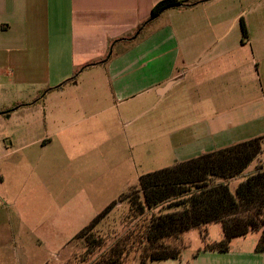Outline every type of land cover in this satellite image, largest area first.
<instances>
[{
  "label": "crops",
  "instance_id": "obj_1",
  "mask_svg": "<svg viewBox=\"0 0 264 264\" xmlns=\"http://www.w3.org/2000/svg\"><path fill=\"white\" fill-rule=\"evenodd\" d=\"M161 1L0 0V152L6 128L13 153L62 149L66 122L96 115L134 120L152 107L174 163L264 137V0H200L122 41ZM113 44L106 63L86 68ZM19 104L25 106L13 109ZM101 129L112 136L111 127ZM259 164L264 143L234 183ZM204 231L209 244L223 238L219 223L193 228L182 236L178 259L149 264H264V251L256 250L262 231L233 239L225 252L203 249Z\"/></svg>",
  "mask_w": 264,
  "mask_h": 264
},
{
  "label": "rangeland",
  "instance_id": "obj_2",
  "mask_svg": "<svg viewBox=\"0 0 264 264\" xmlns=\"http://www.w3.org/2000/svg\"><path fill=\"white\" fill-rule=\"evenodd\" d=\"M154 114L152 107L134 120L117 115L111 120L96 115L77 125L72 120L60 126L67 147H35L19 154L10 148L8 128L3 130L0 264H93L109 244L129 230L142 233L148 216L136 217L128 197L142 175L174 163L168 135L152 123ZM105 126L112 128V136L102 131ZM237 186L233 182L232 191ZM115 202L94 231L105 241L102 248L94 249L87 239L72 242ZM162 206L154 214L169 207ZM135 248L124 264H139Z\"/></svg>",
  "mask_w": 264,
  "mask_h": 264
},
{
  "label": "trees",
  "instance_id": "obj_3",
  "mask_svg": "<svg viewBox=\"0 0 264 264\" xmlns=\"http://www.w3.org/2000/svg\"><path fill=\"white\" fill-rule=\"evenodd\" d=\"M200 2L163 0L155 5L151 16L139 24L136 32H144L168 10L192 8ZM240 23L243 40L246 41L249 35L243 18ZM136 32L122 41H132L130 39ZM107 56L101 62H94L86 68L106 63L110 59H107ZM78 75L76 73L65 83L76 81ZM51 90L53 88L47 89L46 92ZM41 97L42 94L33 103ZM24 106L19 104L13 109ZM263 143L264 137H257L142 175L128 199H131V210L136 217L148 216L144 230L142 233L129 230L109 244L93 264H124L125 257L137 243L135 252L140 258L139 264L178 259L185 249L182 236L193 228L211 223L221 225L223 238L219 242L209 244L204 235L203 249L225 252L230 249L233 239L262 231L256 250L263 252L264 164H259L254 173L246 176L235 191L231 189V184L262 154ZM164 203L172 205L159 214H154L155 210L163 208ZM116 205V202L111 204L84 227L77 239H87L85 242L94 249L102 248L105 241L95 236L94 231L103 217Z\"/></svg>",
  "mask_w": 264,
  "mask_h": 264
},
{
  "label": "water",
  "instance_id": "obj_4",
  "mask_svg": "<svg viewBox=\"0 0 264 264\" xmlns=\"http://www.w3.org/2000/svg\"><path fill=\"white\" fill-rule=\"evenodd\" d=\"M140 32L141 31L136 32L135 36H133L130 40H135L140 35ZM113 46H114V44L110 47L107 59H109L113 54ZM7 113H9V111L3 112L2 114H7Z\"/></svg>",
  "mask_w": 264,
  "mask_h": 264
}]
</instances>
